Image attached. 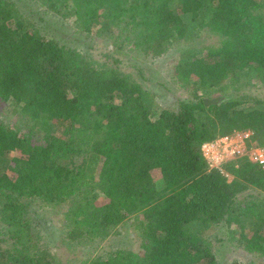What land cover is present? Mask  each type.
<instances>
[{"label": "trees", "instance_id": "obj_1", "mask_svg": "<svg viewBox=\"0 0 264 264\" xmlns=\"http://www.w3.org/2000/svg\"><path fill=\"white\" fill-rule=\"evenodd\" d=\"M26 1L0 0V264H64L46 231L73 252L122 225L138 247L79 264H220L215 227L247 256L231 264H264V165L203 153L245 129L264 146V0ZM42 15L105 48L61 40ZM131 54L167 62L171 105L124 67Z\"/></svg>", "mask_w": 264, "mask_h": 264}, {"label": "rangeland", "instance_id": "obj_2", "mask_svg": "<svg viewBox=\"0 0 264 264\" xmlns=\"http://www.w3.org/2000/svg\"><path fill=\"white\" fill-rule=\"evenodd\" d=\"M19 2L21 0H18ZM26 0L21 1V6L24 8L26 7ZM29 10V9H28ZM44 16V21H41V25H43L44 29L50 33L55 34L57 37H59L61 40H65L66 42H70L74 45L79 47L83 50H88L92 45H94V48L92 49V52L95 54L99 53L101 49H104L105 44L103 40H97L96 42H90L89 40H86L82 37H79L78 39L76 36L72 33V30L64 25L61 20H59L57 17L54 16ZM38 17V16H37ZM44 30V31H45ZM203 44V43H200ZM124 67L128 69H135V62L138 64V66H141L143 68V71L145 73V77L151 78L152 80H145L141 76V74L136 71L138 75H140V78L142 79L143 83L146 87L151 89V91H154L157 96L158 104L163 107L167 105H171L172 102L175 99V95L178 94V90L176 89L175 85L169 81V74L171 71H168L166 69V63L167 62H150V61H144L142 60L141 56L139 55L138 58H134L131 55L125 56L124 58ZM167 70V71H166ZM168 75V76H167ZM167 88H170L171 90H167ZM253 90H257V94L260 95V92L264 93V88L261 86H256L253 88ZM4 105L2 102H0V116L4 117V120H12L10 116H6L7 114L3 111ZM15 118V117H14ZM232 160V159H231ZM228 162V161H227ZM226 163V162H225ZM225 163L221 164L219 167L221 168ZM227 174V173H226ZM154 177L156 179L160 178V175L158 171H154L153 173ZM229 178L231 176L227 174ZM43 219H46L51 222L55 221V219H59L61 214L57 211H48V210H40L38 213ZM55 223V222H53ZM49 225H51L48 222ZM48 227L49 229H53L54 226ZM49 231H46L44 235L48 238L47 243L48 245L54 249L56 252L58 259L62 261L64 264L67 263V260L70 258H76V260L71 261L73 264H79L81 259H85L86 257L95 256L96 254H107L108 251L117 249V248H132L138 247L139 241L137 238V234L133 231V229L129 225H122L120 227V233L112 235L111 237L107 238L105 241H103L99 246L98 245H87L84 248L78 247L73 252L70 251L68 245L64 243L63 241V235L59 234L58 231H53L52 233H48ZM208 238L213 243V249L217 254V258L219 260L220 264H231L233 262H240L247 259V256L244 255L243 252L238 249V247L235 245V242H231L229 238H227V232L224 227H215L208 231ZM70 262V264H71ZM69 263V262H68Z\"/></svg>", "mask_w": 264, "mask_h": 264}, {"label": "built area", "instance_id": "obj_3", "mask_svg": "<svg viewBox=\"0 0 264 264\" xmlns=\"http://www.w3.org/2000/svg\"><path fill=\"white\" fill-rule=\"evenodd\" d=\"M253 135L250 129L235 131L203 145V153L209 166H219L231 159L247 156L253 162L264 165V146L248 145Z\"/></svg>", "mask_w": 264, "mask_h": 264}, {"label": "water", "instance_id": "obj_4", "mask_svg": "<svg viewBox=\"0 0 264 264\" xmlns=\"http://www.w3.org/2000/svg\"><path fill=\"white\" fill-rule=\"evenodd\" d=\"M221 101V98L220 97H217V98H210V99H206V102L208 104H211V103H218Z\"/></svg>", "mask_w": 264, "mask_h": 264}]
</instances>
